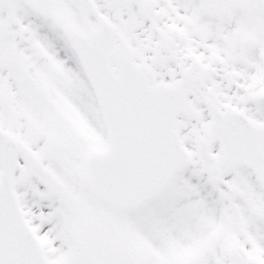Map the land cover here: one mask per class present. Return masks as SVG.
<instances>
[{
    "label": "snow or ice",
    "instance_id": "snow-or-ice-1",
    "mask_svg": "<svg viewBox=\"0 0 264 264\" xmlns=\"http://www.w3.org/2000/svg\"><path fill=\"white\" fill-rule=\"evenodd\" d=\"M0 264H264V0H0Z\"/></svg>",
    "mask_w": 264,
    "mask_h": 264
}]
</instances>
